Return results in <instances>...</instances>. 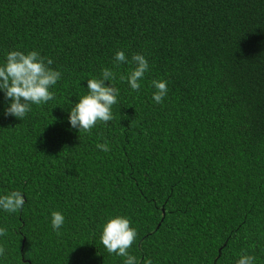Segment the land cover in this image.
I'll use <instances>...</instances> for the list:
<instances>
[{
  "label": "trees",
  "instance_id": "obj_1",
  "mask_svg": "<svg viewBox=\"0 0 264 264\" xmlns=\"http://www.w3.org/2000/svg\"><path fill=\"white\" fill-rule=\"evenodd\" d=\"M11 50L62 75L22 121L0 93V192L25 194L0 212L3 264H122L99 240L110 215L137 230L138 264H235L242 251L264 264V0H0V61ZM118 50L149 71L138 91L117 78L113 120L78 133L69 101ZM153 79L168 82L160 104Z\"/></svg>",
  "mask_w": 264,
  "mask_h": 264
},
{
  "label": "clouds",
  "instance_id": "obj_2",
  "mask_svg": "<svg viewBox=\"0 0 264 264\" xmlns=\"http://www.w3.org/2000/svg\"><path fill=\"white\" fill-rule=\"evenodd\" d=\"M51 58L41 56L36 50H11L5 53L0 61V93L3 94V116H12L23 120L31 112L32 106H41L54 99L57 82L61 79V72L52 68ZM120 64H128L129 70L117 77L113 68ZM113 68H102L98 77L87 79L86 92L79 95L76 102L70 103L67 121L72 129L78 133H88L97 122L107 124L113 120V106L118 103L120 89L115 86L117 78L126 81L129 88L138 91L145 74L149 71V62L142 53H133L129 59L122 50L116 51L113 58ZM107 82V83H106ZM166 80L153 79L151 86L152 102L160 104L168 93ZM96 147L108 152V144H97ZM25 205V194L18 189L0 192V212L13 214ZM65 223V216L60 211L50 213V224L54 231ZM6 235V229L0 226V237ZM137 238V230L131 226L127 216L110 215L100 225L99 240L108 254L122 258V264H138L137 257L129 249ZM5 255L0 247V257ZM0 264L3 260L0 259ZM143 264H153L150 257H146ZM235 264H256V257L241 252L235 259Z\"/></svg>",
  "mask_w": 264,
  "mask_h": 264
}]
</instances>
